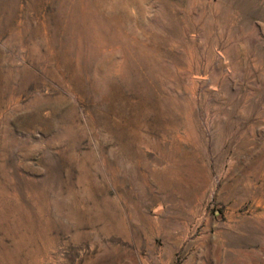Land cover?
<instances>
[{
	"label": "rangeland",
	"instance_id": "obj_1",
	"mask_svg": "<svg viewBox=\"0 0 264 264\" xmlns=\"http://www.w3.org/2000/svg\"><path fill=\"white\" fill-rule=\"evenodd\" d=\"M0 264H264V0H0Z\"/></svg>",
	"mask_w": 264,
	"mask_h": 264
}]
</instances>
